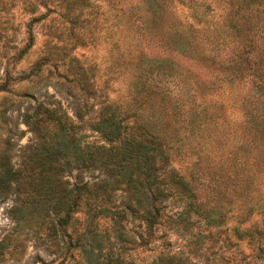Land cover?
<instances>
[{
	"label": "trees",
	"instance_id": "trees-1",
	"mask_svg": "<svg viewBox=\"0 0 264 264\" xmlns=\"http://www.w3.org/2000/svg\"><path fill=\"white\" fill-rule=\"evenodd\" d=\"M84 1L0 0V20L14 5L31 15L24 44L5 43L14 62L49 11L72 37L51 29L19 79L83 45L75 28ZM106 2L114 22L103 78L97 65L65 70L72 116L43 102L20 112L34 139L18 164L16 143L0 134V198L13 195L17 220L53 240L82 215L78 243L90 264L102 255L133 264L124 253L137 248L153 251L149 264H264V0ZM5 76L0 92L10 90ZM88 130L103 142L86 140ZM89 170L99 172L92 182L81 176Z\"/></svg>",
	"mask_w": 264,
	"mask_h": 264
},
{
	"label": "rangeland",
	"instance_id": "rangeland-1",
	"mask_svg": "<svg viewBox=\"0 0 264 264\" xmlns=\"http://www.w3.org/2000/svg\"><path fill=\"white\" fill-rule=\"evenodd\" d=\"M47 9V7H40L38 10L47 12ZM23 11L16 5L11 6L8 14V18H11L9 22L3 18L0 20V33H2L0 36V82L4 81L6 71L10 76V90L0 92V134L2 137L10 136L11 140L16 143L11 150L12 161L15 164L20 161V146L34 139L33 133L21 122L20 112L29 105L43 102L47 105L59 104L72 116L73 94L76 91L73 87L74 82L70 81L71 74H66L65 70L77 64L85 68L89 65H97L98 75L103 78L104 68L108 65V46L103 40V35L107 20L111 24L114 22L111 12H107L106 0H85L78 22V24L83 23V27L75 28L84 41L83 45L78 44L74 51L69 53L68 58L43 64L37 75L29 74L28 77L19 79L20 73H28L32 66L41 60L44 43L51 29L57 28L60 40L64 42L72 40L66 25L63 27L60 23L58 11H49L46 18L33 25L34 45L21 59L14 62L9 56L14 50L5 54V43L14 36L19 46L24 44L25 23L31 15ZM11 23L14 24L15 31L10 29L9 24ZM74 55L77 58L72 60ZM21 131H23L22 134ZM86 132L88 134L86 140L103 142L97 133L89 130ZM4 146L1 138L0 150ZM172 166L183 168L182 162L178 160H174ZM76 175L77 172L73 171L66 176V179L73 182L76 180ZM81 176L84 181L92 182L99 177V172L89 170L83 172ZM16 204L13 195L0 198V264H90L83 257L78 243V239L81 240L84 233L82 215H78L80 222H77L74 227L66 228L64 232H59L53 240L47 238L41 228L30 225V221H18L14 210ZM99 232L105 235L103 229H99ZM152 254L153 251L141 248L124 253L127 260H132L133 264H149ZM100 263L106 264L103 255Z\"/></svg>",
	"mask_w": 264,
	"mask_h": 264
}]
</instances>
